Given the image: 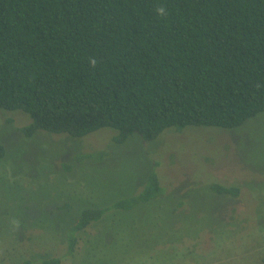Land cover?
I'll return each instance as SVG.
<instances>
[{
  "label": "trees",
  "instance_id": "obj_1",
  "mask_svg": "<svg viewBox=\"0 0 264 264\" xmlns=\"http://www.w3.org/2000/svg\"><path fill=\"white\" fill-rule=\"evenodd\" d=\"M0 109L30 116L25 135L110 128L116 144L190 125L234 129L264 112V0H0ZM144 181L130 197L78 207L68 251L109 210L163 193L155 171Z\"/></svg>",
  "mask_w": 264,
  "mask_h": 264
},
{
  "label": "rangeland",
  "instance_id": "obj_2",
  "mask_svg": "<svg viewBox=\"0 0 264 264\" xmlns=\"http://www.w3.org/2000/svg\"><path fill=\"white\" fill-rule=\"evenodd\" d=\"M30 122L0 109V264H263L264 112L231 130L190 125L121 144L110 128L25 135ZM77 154L88 159L76 165ZM152 171L162 194L109 210L68 251L78 207L137 194Z\"/></svg>",
  "mask_w": 264,
  "mask_h": 264
},
{
  "label": "clouds",
  "instance_id": "obj_3",
  "mask_svg": "<svg viewBox=\"0 0 264 264\" xmlns=\"http://www.w3.org/2000/svg\"><path fill=\"white\" fill-rule=\"evenodd\" d=\"M157 12H158V14H160V15H165L166 10H165V8L161 7V8H158V9H157ZM90 63H91L92 65H95L96 62H95V60H91Z\"/></svg>",
  "mask_w": 264,
  "mask_h": 264
}]
</instances>
